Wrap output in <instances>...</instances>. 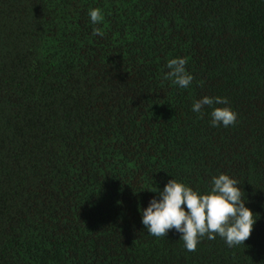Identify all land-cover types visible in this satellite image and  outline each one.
I'll use <instances>...</instances> for the list:
<instances>
[{
    "label": "trees",
    "instance_id": "obj_1",
    "mask_svg": "<svg viewBox=\"0 0 264 264\" xmlns=\"http://www.w3.org/2000/svg\"><path fill=\"white\" fill-rule=\"evenodd\" d=\"M206 95L234 125L191 111ZM221 173L257 214L244 244L147 233L149 190ZM0 264H264V0H0Z\"/></svg>",
    "mask_w": 264,
    "mask_h": 264
},
{
    "label": "clouds",
    "instance_id": "obj_2",
    "mask_svg": "<svg viewBox=\"0 0 264 264\" xmlns=\"http://www.w3.org/2000/svg\"><path fill=\"white\" fill-rule=\"evenodd\" d=\"M88 15L92 24L102 20L99 9H91ZM93 35H100L98 29H93ZM185 65L186 60L180 57L167 63V75L180 88L189 87L193 81ZM228 104L226 97L206 95L192 103L191 111L203 114V109L210 107V126L229 127L235 124L237 113ZM149 191L157 193L158 198L153 197L147 207L139 210L144 229L156 237H165L169 230H175L187 251H195L205 236L211 240L218 235L228 247L244 244L258 219L245 206L246 196L239 181L228 174L213 176L210 189L203 193L174 178L162 190L155 187Z\"/></svg>",
    "mask_w": 264,
    "mask_h": 264
}]
</instances>
